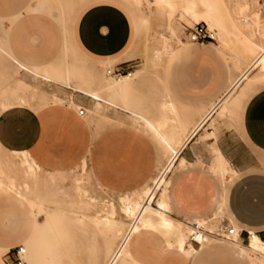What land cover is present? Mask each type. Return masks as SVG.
Masks as SVG:
<instances>
[{
	"label": "rangeland",
	"instance_id": "1",
	"mask_svg": "<svg viewBox=\"0 0 264 264\" xmlns=\"http://www.w3.org/2000/svg\"><path fill=\"white\" fill-rule=\"evenodd\" d=\"M95 1L97 0H63V2L68 5V8H65L64 11L70 13L72 9H76L80 12L86 9L88 4ZM113 1L120 3L127 10L133 24L132 40L136 39L139 58L132 61V65H130L131 68L136 71L132 74L131 82H134L135 78L143 80V90L146 92V96L150 97L152 93L153 96L157 97V101H161L162 103L169 98V95L166 94V99L163 93L164 90H167L178 103L180 107L179 112L184 121L186 122V116H188L189 119L194 118L197 108L204 104L207 105L211 98V94L201 95L200 97H204L205 101L200 102L199 96L183 91L181 88H185L186 85H182L180 88L178 83L182 77L183 65H188L187 56L183 55L184 52H180L177 49L174 51L172 57L169 58L168 56L172 53L176 45L183 42L182 38H187L186 27L193 25L194 22L204 20L202 18H195L184 10L187 4L186 0H174L175 5L172 9L168 7L160 8L155 0H140L138 2L140 4L131 2L130 0ZM152 2L153 17L158 19L157 22H153V28L150 22V5ZM247 2L249 4V10L243 11V7ZM34 3L35 0H0V15L16 13L22 9L23 6L34 5ZM260 3L261 0H217L215 3V15L219 20V27L214 29L205 21L209 27L214 30L217 41L220 44H222V36L228 40V44L222 45L228 52H231L237 60H241L243 57L246 60H249V57L253 60L255 54L259 50L258 46L264 45V29L260 31L257 27L250 24V21H244V18L248 19L250 14H254L258 11L261 12L264 19V8H262ZM139 6L143 7V11H138ZM197 6L199 10L203 9L201 4H197ZM23 11L28 17L25 23L27 25V30L24 32V37L29 41L31 48L39 53V56L44 57L45 60L52 58L55 60H66L68 63H71V65L78 62L73 53L69 52L64 55L61 49L62 29L59 22L49 14L37 13L36 11ZM146 12H148V14ZM66 13L63 12L62 18L64 20L65 35L66 38L69 39L72 30L70 31L68 28L71 26V24H69L71 22H66L65 20L67 18L65 16ZM7 23L14 26L18 24L17 22L0 21V31L4 30V26ZM40 24L48 26L49 29H53L55 35L49 33L50 30L48 29V31L45 30L43 34H38V25ZM235 25H239L240 31L245 32L251 38L252 51L250 54L248 51L250 45L249 38L240 31H237ZM1 40L2 39H0V44L2 45ZM187 40L189 41L188 47L191 46L193 48L204 45L197 42L192 43L188 38ZM209 43L210 42H207V44ZM211 46L218 51L219 55L222 57L226 71L225 76L230 75L231 80V78L237 75L244 66H234L232 63H230V65H225L224 54H222L221 51L219 52L217 46L213 44ZM156 51L160 52L159 58L156 57ZM3 57L4 55L0 54V62ZM77 59H81V57L78 55ZM149 62H154L155 65ZM87 63L90 64L91 61ZM12 67V74L8 72V75H4L5 78L10 76L15 77L13 85L9 86L3 84L6 81H3V75H1L3 72L0 67V112L15 105H27L39 111L50 102V99L54 102H59L51 93H56L61 97L62 101L60 103L51 102L50 104H67L71 99L86 107H90L92 104L88 96L73 91L70 87L62 83L36 80L31 76L20 74V70L17 67ZM84 67L95 70L94 73L98 72L100 69V66ZM104 69L106 70V66ZM70 73L71 72H68L67 78L65 79V83L67 84L68 82L67 85L69 86L72 84ZM94 73L92 75H94ZM205 75L206 72L200 73L197 69L194 72H190V77L198 82H201ZM261 75L258 69H256L250 74V77H260V79L264 80V75ZM82 78L81 80L79 76L78 79L80 80H74L75 83L73 86L76 85V82L87 81L88 78H91V75L88 74ZM113 79L112 77L110 78V80ZM229 84L230 82L223 87V91ZM259 85H264V82H260L256 86ZM236 90L237 89L233 92ZM49 95H51V98L48 97ZM127 98L124 100H127ZM171 102V100H168L164 104H169ZM162 106L164 105L161 104V108ZM210 106L211 104H208L201 111L197 119H199L202 114H205ZM74 108L76 109V107ZM113 108L110 109L107 107V116L105 118L103 117V113L102 115H98L96 112H91L90 117L85 118V124L80 125V128L85 129L89 133L88 139L91 138L90 140L92 141L93 148L96 149L98 155L92 157L90 153H88L87 156H82L80 161L69 169L47 170L39 165L34 172H31L27 169L28 158L23 152L27 150L9 151L0 145V219L13 225L15 229L18 225L24 229L22 239L19 241L24 244V246V242L28 238L35 223L43 225L46 223L47 219V216H45L46 214L40 210L38 205L31 206V201L35 203L41 202L48 207L63 208L73 212L76 211V215L87 216V221H93L94 217L97 215L105 216L114 211V223H119V221L125 223V221L127 222V218L120 209V197L129 196L136 192H143L147 186L154 185V179L160 175L162 168L166 165L170 156V151L151 130L145 126L140 127L135 125L133 120H129L126 117L125 113L120 112L118 114ZM163 109L161 110V114L173 113L168 109ZM119 117L123 119L121 124L119 123ZM238 118L228 119L227 117L215 114L209 120L207 127L201 129L198 134L189 141L197 161L186 164V162L179 160L167 173L165 182L157 192L153 205L155 208H158L157 201L161 198L168 203V221L161 222L160 220L154 221L153 219L152 225L142 230L137 254L144 234L153 227L154 229L157 226L166 228L174 227L178 233L177 248L181 237H184L187 241L189 224L185 220H182V217L176 218L170 212L171 206L169 203L168 189L170 175L176 168H183L198 162L208 167L219 180L220 193L216 206L207 215L197 217L196 219L207 221V226L212 230L227 216L224 207V194L228 181L237 174V171L225 167L222 161L223 157L219 156L218 152L215 150L216 145L211 138L217 135V131L221 125L228 128L232 127L238 131ZM195 121L196 120L192 121L191 125ZM108 129L110 133L107 135L106 142L103 143V135ZM133 129H135L137 133H134ZM259 159L261 163L264 164V154H261ZM153 161L154 167H151ZM135 183L137 184L134 185ZM28 227L29 229L26 230ZM69 227H72V233H69L71 235L69 236L70 239L67 240L68 244L65 242L64 246L62 245L63 241L61 234L57 231L51 232L46 241L48 250L44 259V264H92L93 261L89 253V249L92 245L90 237L96 234V242L98 245L102 243L107 244V242L112 239V233L107 229L95 233L91 232L92 235H83L81 234L83 228L82 224H73L71 222L67 225V229H70ZM88 241L90 243L88 249L89 255H87L85 250L81 251L80 249L82 248V243L86 244ZM212 242H223L230 245V242L224 239L209 237L203 244V248L201 249L202 254L199 257L195 256L193 258V264H247L246 258L247 255H249L248 252L254 254L258 262L264 261V256H262L264 254L257 249H248L249 243L247 242H240L242 247L247 249L236 248L239 255L244 256V258L242 257L243 259L240 260L234 256L233 259L225 251H206V247ZM160 243L161 236L157 232H151L145 236L142 247L143 253L140 256V264H143L145 260H147V263L149 261L153 263L154 261L156 264L181 263L180 261L182 258L180 257L181 253L179 250L178 253L180 256L174 251L160 250ZM63 250H66V255H61ZM6 251L7 249L0 247V260L3 264H8V262L5 263L4 261V253ZM28 251L27 248L25 258L27 264H30V260L27 258ZM190 263L191 261L186 259V264Z\"/></svg>",
	"mask_w": 264,
	"mask_h": 264
},
{
	"label": "crops",
	"instance_id": "2",
	"mask_svg": "<svg viewBox=\"0 0 264 264\" xmlns=\"http://www.w3.org/2000/svg\"><path fill=\"white\" fill-rule=\"evenodd\" d=\"M65 8H68V5L63 0H35L34 5L23 6L16 13L0 15V21L2 22L18 23L16 26L7 23L4 26L5 32L4 30L0 31V39H2V45L0 44V46L4 50L2 53L4 57L1 59L0 67L3 72L1 74L4 78L3 81H6L3 83L4 85H13L15 80L14 76L4 77L5 74L8 75V72L12 74V66H14L12 58L25 66L37 68L40 72L49 74L57 82L70 87L73 91H75L73 86L65 83L68 72H71V83L73 85L75 83L74 80H82V77L94 73L95 70L87 69L84 66L118 64L130 66L132 61L139 58L136 39L132 40V20L127 10L120 3L113 0H97L88 4V7L80 12L72 9L70 13L67 12L68 14L64 11ZM23 10L49 14L59 22L62 29L61 49L64 55L69 52L73 53L78 62L71 65L66 60H55L54 58L45 60L44 57L39 56V53L31 48L29 41L24 37V32L27 30L25 23L28 17ZM63 12L66 13V22H71L69 23L71 26L68 27L70 31L72 30L69 39L65 35ZM146 13L148 14V12ZM157 21L158 19L153 17L152 2L150 5L152 28L153 22ZM47 29L50 30L49 33L55 35L53 29H49L48 26L43 24L38 25L37 33L41 35ZM182 39L183 42L176 45V48L174 47L168 57H172L176 49L184 52L183 55L187 56L188 65H183L182 67L183 73L178 83L179 87L186 85L185 88L181 89L199 96L200 102L205 101L204 97H200L201 95L211 94V98L207 103V105L211 104L208 111L197 119L201 111L207 106L205 104L201 105L197 108L196 116L191 119L186 116L185 122L179 112L178 103L167 90L163 91L164 96L166 98V94L169 95V98L166 99L167 101H172L174 108H165V106L161 108V104L164 105L167 102L166 100L163 103L157 101V97L153 96L152 93L150 97L146 96V92L143 90L144 81L137 78L132 84L133 89L129 92L127 100H121V103H126L128 107L136 111L148 112L156 122H163L166 117L167 124L163 127V131L175 140L191 136L211 111L214 114H211L205 125L200 129H205L207 124H209V120L215 114L228 119H237L239 117L238 131L232 127L228 128L221 125L217 135L211 138L212 141L214 140L215 150L219 156L223 157L230 168L237 171V174L228 181L224 194V207L227 214L225 218L230 219L238 227L261 231L264 229V164L261 163L259 158L261 154H264V85H256L264 82V80L255 77L248 88H245L246 80H243L237 90L228 95L232 85L239 80L245 71L247 67L245 66L246 59L244 57L241 60L235 59L233 54L228 52L218 41H208L210 42L209 44L203 42V46L192 48L191 46L188 47L189 41L186 37ZM212 44L217 46L219 52L221 51L224 54L225 65L232 63L234 66H244L231 80L230 75L225 76L226 71L222 57L211 46ZM78 55L81 59H77ZM88 61H91V63H87ZM149 63L154 64V62ZM196 69L200 73L206 72L201 82L195 81L194 78L190 77V72H194ZM20 74L31 76L25 69H21ZM79 76L80 79H78ZM228 82H230L229 86L223 91V87ZM48 97L51 98V95ZM51 102L60 103L50 99V102L39 111L27 105H15L2 110L0 112V145L9 151L27 150L42 168L47 170L69 169L78 163L82 156H87L88 153L92 157L97 156L98 154L96 149L93 148L91 138L88 139L89 133L85 129L80 128V125L85 124L88 108H92V104L90 107H86L83 104H78L73 99L69 103H63L62 105L50 104ZM79 106L86 108L87 112L85 115L82 116L77 113L76 109ZM107 107L113 108L106 104L103 105L102 113L104 118L107 116ZM163 108L173 113L161 114ZM113 109L118 114L120 112L125 113L130 120L129 117L132 110L124 107ZM122 120L119 117L120 124L123 122ZM194 120L196 121L191 125ZM199 131L191 138L198 134ZM133 132L137 133L135 129H133ZM109 133V129L105 131L103 143L106 142ZM182 159L185 160L186 164L197 161L189 141L180 152L179 160ZM151 167H154V161ZM219 193V180L208 167L197 162L183 168H176L170 175L168 189L170 212L174 217H182V220L185 221L207 215L216 206ZM151 225L152 223L144 226L141 232ZM35 228L36 223L32 230ZM59 228L56 230L58 233H60ZM28 229L29 227L26 228V230ZM23 231L24 229L19 225L15 229L13 225L0 219V247L7 249L4 253L5 263L8 262L10 264L11 252L15 246L20 244L19 241L22 239ZM69 232L72 233L71 230ZM141 232L134 244L135 256L139 262L143 253L144 238L151 232L160 234V250L174 251L177 254H179L178 250H181V256L185 254L181 244L182 237L177 248L178 233L175 228L162 226H157L155 229L153 227L144 234L137 254ZM47 238L46 236L42 238L46 253L48 250L46 246ZM62 241L63 246L65 242L68 244L67 239H62ZM88 243L89 241L86 244L82 243V248H80L81 251L85 250L87 255H89L88 249L90 247V243ZM186 246L188 249L192 247L195 250L196 248L193 245L187 244ZM202 248L196 251L194 257H199L202 254ZM236 248L238 247L231 244L212 242L206 247V251H225L232 258L234 256L239 260L243 259L244 256L239 255ZM46 255L44 254L43 257H46ZM246 259L247 264H252L248 255ZM180 262V264H186V260L183 258ZM154 263V261L153 263L150 261L147 263V260H145L143 264ZM190 264H193V261ZM259 264H264V261Z\"/></svg>",
	"mask_w": 264,
	"mask_h": 264
},
{
	"label": "bare ground",
	"instance_id": "3",
	"mask_svg": "<svg viewBox=\"0 0 264 264\" xmlns=\"http://www.w3.org/2000/svg\"><path fill=\"white\" fill-rule=\"evenodd\" d=\"M131 2L138 3L140 0H130ZM156 3L161 7H168L170 9L174 8V0H155ZM154 1V2H155ZM187 4L185 5V11L191 14L195 18H202L206 21L209 25H211L214 29L219 27L218 19L215 15V3L217 0H186ZM178 2V1H177ZM140 4V3H138ZM197 4H201L203 6L202 10L198 9ZM249 10L248 2L243 7V11ZM138 11H143L142 7L139 6ZM185 12V13H186ZM244 21L249 22L250 24L257 27L260 31L264 29V19L260 11L250 14L249 18H244ZM223 28V27H222ZM237 31H240V26L235 25ZM242 34H245L247 38L250 40V45L248 48L249 54L252 51V40L245 32L240 31ZM216 35V34H215ZM242 39V38H241ZM222 44H228V40L226 38L221 37ZM211 41H217L211 40ZM193 42V41H190ZM194 43V42H193ZM259 50L255 54L253 60L250 59L246 60V69L243 72L242 76L239 78L237 82H235L232 87L230 88L228 95L231 94L235 89H237L241 83V81H245V88L251 86L253 78L250 77V74L253 73L256 69L264 75V45L258 46ZM4 52L3 48L0 46V54ZM156 57H160V52L156 51ZM14 61V66L17 67L19 70L25 69L27 72L30 73L32 78L36 80H44L47 82H57L55 78L49 76L47 73L42 74L36 68H31L30 66H25L16 59L12 58ZM105 66H100L98 72L91 75V78H88L87 81L83 82H76V85L73 86L75 91H78L86 96H88L92 102V108H88V115L86 118L90 117L91 112H96L98 115H102L103 105H109L118 109L120 107H124L128 110H132L130 114V119L133 120V123L137 126H145L149 130H151L160 140L163 142L168 150L170 151V156L166 165L162 168V171L158 177L154 179L153 186H147L143 192H136L129 196H121L120 197V209L125 214L127 218V222L119 221V223H114L113 219L115 216V212H111L105 216H96L94 220H88L87 216L84 215H76V211H67L63 208H55V207H48L45 206L43 203L38 202L35 203L31 201V206L38 205L40 210L43 211L47 216L46 223L43 225H39L36 223V228L32 230L29 238L25 242L26 252L28 248L27 258L30 260V264H44L46 254L44 250V242L42 240L43 237H49L51 232L58 230L60 227V234L62 239L69 240V230L67 229V225L71 222L82 224L83 228L81 230V234L83 235H92L91 232H100L105 229L109 230L111 235V240L106 243H102L98 245L97 235L93 234L90 237V241L92 242L91 248L89 249V253L91 254L92 264H140L137 260L134 252V244L137 241V238L141 232V229L151 224L153 219L155 220H162L161 222L168 221L167 215V208L168 203L164 199H159L157 201L158 208H155L153 205V201L156 199L157 192L161 189L165 182V178L167 173L173 168L175 163L180 159V152L183 147L186 145L190 138L197 132L199 129L205 125L208 118L211 114L206 116V118L201 122V124L196 128L193 134L189 137H182L179 140H175L173 137L167 135L163 131V127L167 124V118H164L163 122H156L150 116L148 112L145 111H136L133 108H130L126 105L121 104V100L128 97L129 92L133 89L131 82L132 76H123L120 79H113L110 80V76L106 74V70L104 69ZM97 71V70H96ZM71 74V73H70ZM261 75V76H262ZM66 77V76H65ZM90 77V76H89ZM113 78V77H112ZM260 78V77H258ZM68 84V82H67ZM242 88V87H241ZM53 97L59 102L62 101L61 97L58 96L56 93H51ZM224 99V98H223ZM73 102V101H72ZM73 105V104H72ZM219 105V104H218ZM165 108H174L173 103L164 104ZM217 108V107H216ZM218 110V108H217ZM125 112V111H124ZM201 130V129H200ZM192 139V138H191ZM27 156V169L31 172H34L37 167H39V163L36 159L29 154L27 151H23ZM185 162V160H181ZM225 167L228 169L230 168L229 164L223 160ZM182 163V162H181ZM223 165V166H224ZM33 212V211H32ZM69 234V235H68ZM181 241L182 249L184 250V255L181 256L183 259H187L192 261L196 251L199 248H195V250L188 249L187 241L184 237ZM248 249L252 250H260L262 254H264V240L255 235L253 238L249 240ZM139 244V243H138ZM201 244L200 248L203 247ZM231 245L239 247L241 249H247L242 247L240 242L234 241L230 242ZM101 246V247H100ZM191 246V245H190ZM101 248V249H100ZM251 250V251H252ZM181 251V250H180ZM25 252V255H26ZM66 255V250L61 252V255ZM248 256L252 262V264H259L258 259L256 256L250 252H248ZM264 256V255H262ZM26 259V258H25ZM27 262V261H26ZM0 264H3L0 260Z\"/></svg>",
	"mask_w": 264,
	"mask_h": 264
},
{
	"label": "built area",
	"instance_id": "4",
	"mask_svg": "<svg viewBox=\"0 0 264 264\" xmlns=\"http://www.w3.org/2000/svg\"><path fill=\"white\" fill-rule=\"evenodd\" d=\"M261 6L264 8V0H261ZM186 35L190 41L203 43L211 40H216L215 32L205 21L194 22L193 25L186 27ZM134 69L131 66L107 65L106 74L114 79H120L123 76H132ZM86 108L79 106L77 113L79 115L86 114ZM189 224V231L187 233V244H191L196 248H200L202 243H205L209 237L224 239L229 242L238 241L241 243H248L255 235L264 237V229L261 231L254 229H247L238 227L232 223L230 219L224 218L217 227L212 230L207 226V221H200L192 219L186 221ZM26 248L24 244L20 243L15 246L11 252L9 263L10 264H26L25 259Z\"/></svg>",
	"mask_w": 264,
	"mask_h": 264
}]
</instances>
